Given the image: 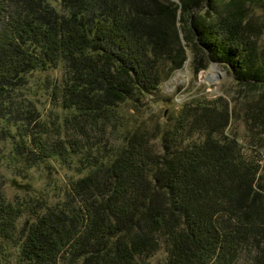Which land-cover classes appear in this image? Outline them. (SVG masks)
<instances>
[{
	"label": "trees",
	"instance_id": "obj_1",
	"mask_svg": "<svg viewBox=\"0 0 264 264\" xmlns=\"http://www.w3.org/2000/svg\"><path fill=\"white\" fill-rule=\"evenodd\" d=\"M258 10L264 0H0V154L14 139L10 157L27 166L74 153L87 169L51 206L13 203L0 181V264H149L162 244L167 264L242 254L264 264V164L217 135L228 109L188 107L159 133L128 128L119 111L181 68L187 50L196 73L214 62L262 87ZM61 62L67 112L47 121L21 92L26 76ZM261 104L251 118L264 134ZM122 128V146L111 145L107 133ZM24 212L33 218L18 235Z\"/></svg>",
	"mask_w": 264,
	"mask_h": 264
},
{
	"label": "rangeland",
	"instance_id": "obj_2",
	"mask_svg": "<svg viewBox=\"0 0 264 264\" xmlns=\"http://www.w3.org/2000/svg\"><path fill=\"white\" fill-rule=\"evenodd\" d=\"M178 2V0H171ZM57 5L56 2H53ZM260 21L264 22V13L256 11ZM261 51L264 55V28L259 38ZM192 53L187 50V60L183 66L171 73L156 90L144 94L138 102L122 103L119 111L124 116L128 128L133 125L150 128L156 132L174 125L186 108L198 105H213L217 108H227L230 112L229 123L218 136H227L236 140L242 151L250 158L260 159L264 164V134L257 126L258 121L252 120V115L259 111L261 104L264 107V85L255 90L241 85L225 67L211 62L207 69L195 72L192 65ZM66 73L64 63L55 68L38 70L27 77L28 83L22 90V96L33 99L43 118L47 121L66 114L67 110L61 106L60 90L57 89ZM55 86V87H54ZM24 93V94H23ZM136 104L137 107L134 105ZM264 112V108L262 109ZM109 131L110 143L122 146L124 134ZM115 131V130H114ZM14 139L7 140L1 145L0 154V181L3 182V191L9 201L16 203L30 197L45 199L51 206L57 203L68 188L73 177L87 172L83 170L80 161L81 155L70 153L66 158L58 156L48 157L33 166H27L21 161L10 157ZM158 146V140H154ZM81 168V169H79ZM76 169H79L76 173ZM33 217L24 212L18 222V235L27 219ZM11 261L15 260L18 248L8 244ZM149 264H167L165 245L158 252L148 258ZM236 264H250L245 254L239 256Z\"/></svg>",
	"mask_w": 264,
	"mask_h": 264
}]
</instances>
